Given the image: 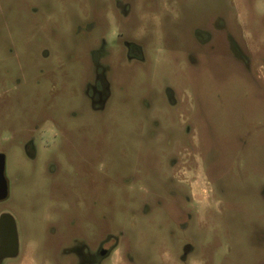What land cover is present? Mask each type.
<instances>
[{"label":"rangeland","instance_id":"obj_1","mask_svg":"<svg viewBox=\"0 0 264 264\" xmlns=\"http://www.w3.org/2000/svg\"><path fill=\"white\" fill-rule=\"evenodd\" d=\"M238 1L0 0L3 209L16 221L20 260L61 264L65 248L47 230L58 226L60 237L67 224L73 253L72 238L111 236L129 264H171L185 242L202 264L211 253L213 264L264 261V36L259 80L224 62L213 29L206 51L193 37L206 17L262 28L264 5ZM125 2L132 27L134 14L152 19L138 25L140 60L125 37L114 43L102 30L103 14ZM198 174L224 190V209L182 229L185 182L200 189Z\"/></svg>","mask_w":264,"mask_h":264},{"label":"flooded vegetation","instance_id":"obj_2","mask_svg":"<svg viewBox=\"0 0 264 264\" xmlns=\"http://www.w3.org/2000/svg\"><path fill=\"white\" fill-rule=\"evenodd\" d=\"M158 1L160 2V0ZM238 2H244L246 4L257 2L264 5V0H239ZM123 5L124 6L118 9L119 12L118 10L115 11L111 9L110 12L103 14L101 19L102 30L105 31L107 35L110 34L113 37L114 43L117 42L118 38L125 37V46L129 48L126 54L131 50L133 51V59L136 57L140 60L138 43L142 37L143 31L139 30L138 25L143 28L146 25H152V19L144 17L139 12L136 15L134 14L135 26L132 27V4L130 5L129 2H125ZM138 10H140V8H138ZM206 20L203 26H196L194 29L193 37L197 47L205 51L208 50V48H212L214 36L212 33L213 29L216 34V45L220 46L224 62L227 65H233V67L238 70L239 74L245 75L249 79L253 76L255 80H259L260 75L256 73L255 70L257 63L260 62L257 60V50L262 48V44L260 45L261 40H258V38L264 36V11L259 14L260 26L262 28H236L231 30L224 25L221 18L214 23V26H212L210 18L206 17ZM129 59H131L130 56ZM192 64H196V59H192ZM105 87L104 81L100 79L97 90L103 98L107 97ZM51 132V129L42 130L40 136L45 140L51 136ZM24 152L27 159H35L36 153L30 141L26 142L24 145ZM0 157L3 158L5 164L4 155L0 154ZM4 168L3 183L0 186V264H10V262H15L14 264H33L31 259L28 261L19 259L20 252L16 233V221L8 210L3 209V206L10 199V185L6 179ZM198 175L197 179L202 185L198 190L193 188V178L189 183L184 180L181 181L185 182L187 186L182 198L191 208L189 212L180 215L179 227L182 229L187 227L186 221L190 222L192 219L197 218L199 213L214 215L218 213V211L221 212V210L224 209L222 199L224 190L219 187V184H216L211 178H208V176H204L203 178L200 174ZM257 198L260 208H263L264 185L259 191ZM63 228V234L61 232L60 237L57 235L58 226L50 224L47 230L49 235L48 238L51 240H59L61 245L65 248L63 249V255L66 256V259L64 261L62 260L61 264H103L107 260H112L113 264H129L128 256L117 252L116 243H112L113 238L111 236L98 239L94 241L93 244H90L82 235L77 236L75 239L72 238V243L76 246L75 252L73 253L71 249L67 248L69 242L67 224H65ZM211 247H213V244ZM228 251L229 245L225 244V252H223L221 261L225 260V257L229 254ZM213 256H215V254L211 253L209 257L205 259L204 263L213 264V261H215ZM171 264H202V261L197 259L195 247L192 243L185 242L181 246L180 253L172 260ZM257 264H264V261H259Z\"/></svg>","mask_w":264,"mask_h":264},{"label":"water","instance_id":"obj_3","mask_svg":"<svg viewBox=\"0 0 264 264\" xmlns=\"http://www.w3.org/2000/svg\"><path fill=\"white\" fill-rule=\"evenodd\" d=\"M3 168H4L3 158L0 157V186L3 183Z\"/></svg>","mask_w":264,"mask_h":264}]
</instances>
